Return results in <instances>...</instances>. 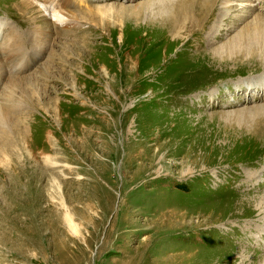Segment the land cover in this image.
<instances>
[{"label": "rangeland", "instance_id": "rangeland-1", "mask_svg": "<svg viewBox=\"0 0 264 264\" xmlns=\"http://www.w3.org/2000/svg\"><path fill=\"white\" fill-rule=\"evenodd\" d=\"M227 6L0 0V264H264V72L209 58L259 12Z\"/></svg>", "mask_w": 264, "mask_h": 264}, {"label": "bare ground", "instance_id": "bare-ground-1", "mask_svg": "<svg viewBox=\"0 0 264 264\" xmlns=\"http://www.w3.org/2000/svg\"><path fill=\"white\" fill-rule=\"evenodd\" d=\"M217 1L218 0H189V2L192 3L193 6L200 7V11L202 13L201 15L202 19L200 20L198 27H200V25H203L204 22L208 19L209 15L212 14V12L214 11L215 3ZM226 1L228 5L226 7L227 13H232L233 11L244 8L245 9L250 8L251 11L258 10L259 13L255 15V19L253 20V22L245 26L240 32L237 33V35L227 45L216 50L215 54L210 55L209 58H211L213 60L212 63L216 65L222 64L224 61L229 62V60L224 59L225 56L222 55L223 53H225L224 50H226V52L233 57L231 58L230 61L233 65H236L242 69L244 68L245 70L252 69L255 72H264V5H263L264 0H226ZM257 3L262 4V6L258 7ZM241 17H247V16L243 15ZM185 27L186 26H182V27L173 26L171 27L169 33L173 34L174 36H178L182 34L186 35L189 29ZM214 56L217 57L215 58ZM256 174L257 171H250V173L248 174L249 175L248 178L254 179L256 178L255 177ZM261 215H260L261 217L260 220L261 219L264 220V211L262 212Z\"/></svg>", "mask_w": 264, "mask_h": 264}]
</instances>
